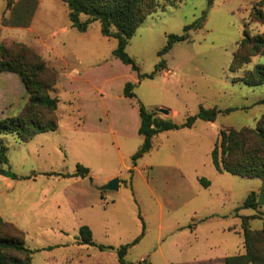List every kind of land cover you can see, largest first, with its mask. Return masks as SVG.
<instances>
[{
    "label": "rangeland",
    "instance_id": "1",
    "mask_svg": "<svg viewBox=\"0 0 264 264\" xmlns=\"http://www.w3.org/2000/svg\"><path fill=\"white\" fill-rule=\"evenodd\" d=\"M41 1L33 29L50 43L65 39L67 36L60 31L57 34L50 33L62 22L68 21L67 5L61 0ZM157 1L160 7L141 22L125 51L133 58L141 73L153 72L159 62L163 63V67L157 68L152 79H145L142 84L136 85L134 100L140 101L148 109L156 110L155 113L160 105L169 108L168 117L176 123H182L187 116L197 114L200 106L218 110L234 109L227 114L219 113L214 122L197 119L191 128L161 133L154 138L150 152L136 160L132 171L129 170L133 165L132 155L141 145L140 138L124 139L123 146L118 141L122 146L121 155L112 149L110 155L101 154L97 158L91 155L89 149H82L75 138L69 137L63 104H60L61 119L57 131L38 133L26 142L19 141L15 134L1 135L6 147L7 163L0 166L16 175V178L8 177L10 185H7L1 178L4 175L0 174V213L2 219L11 221L9 223L13 226H3V234L16 233L17 228L26 239V245L30 248L42 247L60 242L57 235H40L46 225L59 222L62 227L72 231L77 224L88 222L97 224V240H108L119 246L134 238V231L138 232L136 236L141 234L140 215L144 232L137 243L128 247L126 261L140 264L139 261L144 259L143 264H202L191 263L195 252L202 256V250L199 249L202 247V223L198 225V243L194 242L193 236H181L175 225L196 223L189 217L191 212L197 211V219L203 212L221 213L220 216L224 215L215 225L221 222L224 226L237 227L233 232H223L221 236L218 231L214 233L229 252L243 251L241 216L258 215L250 219V227H262L264 190L259 189L261 180L225 172L219 175L210 158L219 129L253 127L264 111V103L257 102L264 99V86L250 87L239 80L245 71L256 64H264V55L252 57L249 63L239 69L232 71L229 68L243 31L247 30L251 35L264 33V23L258 22L251 14L252 8L260 0H214L210 6L206 0ZM3 2L0 0V7ZM257 8L264 12V4L257 5ZM186 26H189L187 38L159 54L166 45L167 35L183 34ZM72 31L75 33L76 29ZM87 37L98 56H86V51L82 52L86 41L78 42L82 64L77 67L81 71H90L99 64L107 65L111 59H117L112 55L116 40L101 35L98 21L89 24ZM13 42L1 41L0 45ZM69 47L71 45L66 43L61 47L64 50H60L67 52ZM115 73L118 71L113 69L111 77ZM108 86L111 89L108 90ZM105 88L103 95L107 97L110 94L112 100L122 94L113 81L106 83ZM25 91H15L14 97L0 100V119L16 116L23 110L27 102ZM98 95L97 91L91 92L93 99H97ZM36 109L43 118L50 113L40 106ZM77 140L81 143L86 141ZM90 157L92 166L97 164L100 170L118 169L123 179L118 189L103 191L104 194L107 192V199L114 200L105 212L98 202L97 189L89 178L58 175L73 173L78 161L80 163ZM80 164L84 165L82 162ZM196 174L209 178L213 182L212 186L205 189L202 183L197 185L194 181ZM251 191L258 193V209L242 207ZM45 192L48 194L42 203L47 206L46 213L55 212L51 206L52 196L57 194L60 197L61 219L35 212L36 208L31 203L40 201ZM13 221L20 222L26 228V236ZM101 223L106 224L110 231L105 237L103 225L98 230ZM68 234L70 240L72 234ZM174 240L184 243H173ZM187 241L192 244L185 245ZM74 248L70 245L68 249L80 259L79 264H119L115 251L105 254L96 248ZM32 264H45L43 252L33 254Z\"/></svg>",
    "mask_w": 264,
    "mask_h": 264
},
{
    "label": "trees",
    "instance_id": "2",
    "mask_svg": "<svg viewBox=\"0 0 264 264\" xmlns=\"http://www.w3.org/2000/svg\"><path fill=\"white\" fill-rule=\"evenodd\" d=\"M69 9V20L74 28L83 32L93 21H99L100 31L103 36L114 38L116 47L113 55L122 63L129 65L137 73L138 79H152L158 67H163L159 62L151 73H141L133 58L125 51L130 38L136 32L141 22L160 6L157 0H61ZM207 5H212L214 0H206ZM264 4V0L258 1ZM9 4V2H8ZM255 5L252 8V16L260 23H264V12ZM85 15V19H81ZM189 26L184 27V33L167 35L166 45L159 54L170 49L176 42L187 38ZM256 55H264V33L251 35L247 30L243 31V37L237 44L230 70H236L249 63ZM0 72H13L17 74L24 85L27 94V102L23 110L16 116H6L0 119V165L7 163L6 147L2 143L1 135L15 134L21 142L30 140L38 133L54 131L57 126L56 108L58 99L51 96L49 91L56 82L55 72L48 67L42 58L31 48L18 42L10 45H0ZM51 75L50 79L46 78ZM250 87L264 86V64H256L252 69L244 72L239 78ZM136 84L127 81L123 87V94L129 98H135L134 88ZM264 103V99L257 101ZM139 108L140 125L138 133L142 136V142L137 151L132 155V162L149 152L154 138L163 131L177 130L191 127L197 119L214 122L219 113L227 114L234 108L218 110L215 107H199L197 114L187 116L182 123H176L170 119L156 116L154 110L147 109L144 104L137 101ZM43 107L50 113L43 118L37 107ZM244 108V107H242ZM217 139L210 151L211 163L216 171L226 172L231 175L257 178L264 181V111L261 113L253 127L243 126L239 129L233 127L219 129ZM89 169L77 163L72 174H58L62 177H86ZM0 174L6 177L16 178L0 166ZM202 184H208L202 180ZM258 194L251 191L245 197L242 207L256 209L259 206ZM253 216H241V232L244 251L228 256L224 264H264V220L262 227L252 229L250 219ZM142 232L131 243L114 247L111 245L97 244L92 239V233L87 225H81L78 229L80 243L97 246L99 249L114 250L118 261L122 264H135L125 260L128 247L135 244L143 235ZM12 226L0 217V264H31L34 249L29 248L24 241L22 233L3 234V226ZM13 227V226H12ZM143 264V263H140Z\"/></svg>",
    "mask_w": 264,
    "mask_h": 264
},
{
    "label": "crops",
    "instance_id": "3",
    "mask_svg": "<svg viewBox=\"0 0 264 264\" xmlns=\"http://www.w3.org/2000/svg\"><path fill=\"white\" fill-rule=\"evenodd\" d=\"M41 3H42L41 0H4L2 6L0 7V42L1 41L5 42L7 40V42L15 41L26 45L27 47L33 49L42 58L45 64L55 72L56 82L49 91L51 96H55L58 99L57 108L55 111L58 126L54 131H57L59 129V121L61 119L60 104H63L65 107H63L62 110L66 115V119L64 122L65 125L67 126L68 132H70L69 137L75 138V141L81 144L82 149L85 150L89 149V151H91V155L98 156L97 158H99L101 154L110 155L111 154L110 151H112V149L118 151L119 154L121 155L122 153L121 147L125 145L124 139H127L129 137H135V138H140L142 140V136L138 133V128L140 125L138 104L136 100H134V98H129L124 96L123 94L124 84L127 81L135 83L136 85L142 84V82L145 79H150V78H144L139 80L137 73L133 71L130 68V66L122 63L118 58L111 59L112 61H110L109 64L107 65L99 64L97 68L92 69L90 71L86 69H83V71H81L77 67V65L82 64V55L77 46L78 42H82L83 40L86 41V47H83L82 50V52L86 51L87 54L86 56H92L94 58L98 56L96 54V51L94 50V47L90 43L91 41L89 42V40H87L89 26L83 32H80L75 28L76 31L74 33L72 31L74 27L72 26L69 20V9H68V11L66 12V18L68 21L62 22L63 23L62 25L55 27L54 29H52V32L50 33V35H52L53 33L57 34V31H60L61 34H64L67 37L65 39L57 40L55 43H50L47 39H42L39 33L33 29L34 20L37 15V10ZM85 17H86L85 15H81V19H85ZM66 43H69L71 47H69L67 52H64L60 50V48L64 47ZM74 44L75 46H73ZM113 50H112V55H113ZM113 69L117 70L118 73H115L114 77H111L113 75ZM112 81L116 86H118L121 89V93H122L121 96L117 97L115 100L110 99L111 98L110 94H108L107 97L103 95V93L106 90L105 84ZM109 89H111V86H108V90ZM15 91H19V93L25 91L24 85L22 84L19 76L13 72H0V100L4 101L9 97H14ZM94 91H97V93L99 94L97 99H93V97L91 96V92ZM159 108L167 109L168 113L171 111L169 108H166L165 106L162 105H160ZM156 116L163 119H170L168 117V114H162V113L160 114L157 112ZM75 119H77L76 120L77 123ZM194 124L191 127H193ZM168 131H172V130H168ZM163 132H167V131H163ZM161 133H159L157 136H159ZM107 137L109 140L112 139V141L109 142ZM77 138L80 140L85 139L86 141L81 143L79 140H77ZM118 141H121L122 146H120V143ZM81 162L85 166L82 164L81 165L87 167L89 169V172H88V176L80 177V178L90 179L91 184L94 186V188L97 189L98 192L97 194L99 197L98 202L103 206L102 209L105 212L110 208L109 203L111 202L110 204H113L114 200L112 198H108V199L106 198L107 192L105 194L103 193L104 190L102 189V186L110 179L117 177L118 188H119L120 183L123 181L121 172L115 168L100 170L96 166L97 164L92 166L91 157L88 158L86 161L81 160ZM77 163H79V161ZM135 166L136 165L133 164L129 170L131 171L134 170ZM216 172L219 175L224 173L218 171ZM72 177L78 178V176H71V178ZM1 178L4 180L5 183H7V185H10V181L8 177L3 176ZM208 179L209 178H205L204 176L196 174L194 181L197 185L201 184L202 180L207 181L208 184L206 185L202 184V188L207 189L210 188L213 184V182L210 179L209 180ZM259 189L264 190V181L262 180ZM46 194H48V192L44 193V196L42 197V199H40V201L31 203V205L36 208L35 212H37L41 216L43 215L44 216L48 215L47 217L55 216L56 220L57 218L61 219L62 215L59 210L61 205V202L59 201L60 197L57 194H54V196H52L51 206L55 208V212L46 213L47 206L42 203V201L46 200V196H45ZM43 205L44 208L42 207ZM258 208H260V204L257 207V209ZM215 211H222V210H215ZM196 212L197 211H193L189 215V217H191V220L195 221L196 223L188 224L187 226H183V224H179V223L175 224L181 236L182 235L193 236L194 242L198 243L197 238L200 230L198 225L199 224L201 225L202 223V232H203L202 247H199V249L202 250V256H198L200 254H197V252H195L194 253L195 255L193 254L194 256L191 257V261H192L191 263L224 264V259L226 257L238 253H242L244 251V248L242 252H238V253H236L235 251L229 252L230 250L226 251L220 240L216 239L214 233H216L217 231L218 234L221 236L223 232H227V233L231 231L233 232V230H236L237 228L235 227V225L224 226L221 222L218 223V226L215 225L217 224L216 223L217 220L218 219L221 220L224 214L220 216L221 213L219 214L213 212H203L202 214H199L197 216L199 217L197 219ZM246 216H251V215H246ZM252 216L258 217V215H252ZM0 217L2 218L1 213H0ZM260 217L262 218L263 216L261 215ZM263 220L264 217L262 218V222ZM206 222H211V223L208 224ZM12 223L16 225L18 228H20L24 232V235L26 236L27 234L26 228L23 227V225L20 222L13 221ZM86 224L92 233V239L94 240L95 243L106 246L111 245L114 247H118V243H112L108 240H97L95 238L97 224L93 225L92 223H88V222L85 224L79 223L75 226V228L72 229V231H68V229L62 227V225H60L59 222H56V224L46 225V228L41 230L40 235L42 234L57 235L59 237L60 242L54 245L48 244L42 247H34L31 249L35 250L34 253L37 251L43 252L45 256V264H79L80 259L76 258L75 255H73V253L71 252V250L68 249L70 245L75 246L74 249L76 250H81L82 248H85L86 250H92L93 248H96L100 252H103L105 254L106 252L114 251L109 249L101 250L97 246L80 243L78 229L81 225H86ZM102 225L105 228L103 232L105 234L104 235L105 237L107 235L106 233L109 234L110 231L106 226V224L103 223H101L98 226L99 231ZM213 225L215 226L212 227ZM69 232H71L72 234V237L70 238L71 241L69 240V238H67V236H69L68 234ZM137 233L138 232L134 231L133 236L134 235L136 236ZM135 236L134 238H131L130 240H126L123 243L125 242L131 243L137 237ZM241 236H242V232H241ZM181 242L184 243V241L182 240L173 241V243H181ZM191 244H192L191 241L189 242L187 241L185 245H191ZM118 263L122 264L119 261ZM31 264H32V258H31Z\"/></svg>",
    "mask_w": 264,
    "mask_h": 264
},
{
    "label": "water",
    "instance_id": "4",
    "mask_svg": "<svg viewBox=\"0 0 264 264\" xmlns=\"http://www.w3.org/2000/svg\"><path fill=\"white\" fill-rule=\"evenodd\" d=\"M157 111L163 114L168 113V110L164 108H158ZM117 188H118V178L117 177L110 179L102 186L103 190H116Z\"/></svg>",
    "mask_w": 264,
    "mask_h": 264
},
{
    "label": "built area",
    "instance_id": "5",
    "mask_svg": "<svg viewBox=\"0 0 264 264\" xmlns=\"http://www.w3.org/2000/svg\"><path fill=\"white\" fill-rule=\"evenodd\" d=\"M168 72H169V71H168ZM139 262H140V263H143V262H144V259H141Z\"/></svg>",
    "mask_w": 264,
    "mask_h": 264
}]
</instances>
